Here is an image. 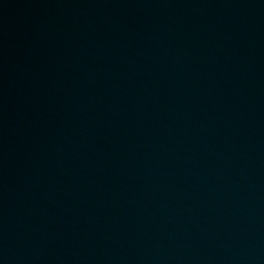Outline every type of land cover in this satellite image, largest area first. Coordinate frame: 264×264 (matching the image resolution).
I'll list each match as a JSON object with an SVG mask.
<instances>
[{
    "label": "water",
    "instance_id": "water-1",
    "mask_svg": "<svg viewBox=\"0 0 264 264\" xmlns=\"http://www.w3.org/2000/svg\"><path fill=\"white\" fill-rule=\"evenodd\" d=\"M0 264H264V0H0Z\"/></svg>",
    "mask_w": 264,
    "mask_h": 264
}]
</instances>
